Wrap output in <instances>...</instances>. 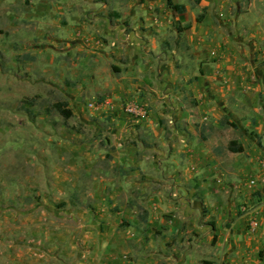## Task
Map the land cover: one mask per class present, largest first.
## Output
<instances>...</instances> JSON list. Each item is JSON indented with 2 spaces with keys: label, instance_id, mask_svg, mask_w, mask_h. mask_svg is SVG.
Wrapping results in <instances>:
<instances>
[{
  "label": "crops",
  "instance_id": "0c3cea01",
  "mask_svg": "<svg viewBox=\"0 0 264 264\" xmlns=\"http://www.w3.org/2000/svg\"><path fill=\"white\" fill-rule=\"evenodd\" d=\"M26 2L63 30L43 82L84 131L54 145L53 205L0 219V264H264V0Z\"/></svg>",
  "mask_w": 264,
  "mask_h": 264
},
{
  "label": "rangeland",
  "instance_id": "374dc122",
  "mask_svg": "<svg viewBox=\"0 0 264 264\" xmlns=\"http://www.w3.org/2000/svg\"><path fill=\"white\" fill-rule=\"evenodd\" d=\"M26 1L0 0V219L9 217L10 208L25 210L45 200L53 205L51 196H43L54 192L50 181L55 182L61 161L54 145L69 143L84 131L79 119L66 120L56 111L61 92L43 82L53 79L65 60L62 48H48L63 30L49 33L44 21H36L39 6ZM49 1L63 11L61 17L69 13L66 0ZM25 12L34 19L31 24Z\"/></svg>",
  "mask_w": 264,
  "mask_h": 264
},
{
  "label": "trees",
  "instance_id": "16d2710c",
  "mask_svg": "<svg viewBox=\"0 0 264 264\" xmlns=\"http://www.w3.org/2000/svg\"><path fill=\"white\" fill-rule=\"evenodd\" d=\"M167 2V6L168 8H170L173 12L177 13V14H184L186 12V7L183 5H176L173 0H166ZM55 109L57 112H59L61 114V116L66 119L69 120L72 118V112L70 109L67 108V104L60 102L54 105ZM237 144L236 143H232L230 146V149L232 152H242V148L241 147H236Z\"/></svg>",
  "mask_w": 264,
  "mask_h": 264
},
{
  "label": "built area",
  "instance_id": "2783aa9c",
  "mask_svg": "<svg viewBox=\"0 0 264 264\" xmlns=\"http://www.w3.org/2000/svg\"><path fill=\"white\" fill-rule=\"evenodd\" d=\"M88 107L90 109H94L97 107V104L89 103ZM125 111L128 115L132 117H136V118H143L147 114L146 108L144 106L142 107V106H137V105H128L126 106ZM251 184L253 185L254 182H252ZM258 226H259L258 220L254 219L250 225L251 231L254 232L258 228Z\"/></svg>",
  "mask_w": 264,
  "mask_h": 264
}]
</instances>
